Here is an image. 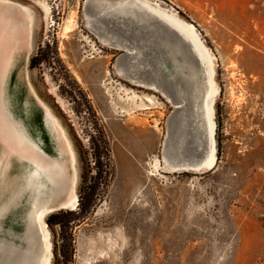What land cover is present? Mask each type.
<instances>
[{
    "label": "rangeland",
    "instance_id": "rangeland-1",
    "mask_svg": "<svg viewBox=\"0 0 264 264\" xmlns=\"http://www.w3.org/2000/svg\"><path fill=\"white\" fill-rule=\"evenodd\" d=\"M141 1L193 24L213 57L211 170L167 166L208 150L204 75ZM6 6L30 15L27 80L74 154L66 147L60 159L78 203L51 212L61 214L47 226L50 264H264V0H0L1 13ZM25 75L7 77L5 89L30 109L27 121L43 119ZM134 94L153 102L138 108ZM0 150V264H41V241L26 232L30 167Z\"/></svg>",
    "mask_w": 264,
    "mask_h": 264
},
{
    "label": "bare ground",
    "instance_id": "bare-ground-1",
    "mask_svg": "<svg viewBox=\"0 0 264 264\" xmlns=\"http://www.w3.org/2000/svg\"><path fill=\"white\" fill-rule=\"evenodd\" d=\"M141 4L147 11L163 21L188 43L191 47V51L201 66L204 75V90L200 97L199 111L208 143V150L204 156L194 162H181L177 164L167 163V166L172 170L181 169L183 171L193 172L211 170L216 164L214 102L219 91L214 82L213 57L199 38V34L193 24L185 22L173 12L165 11L145 2H142ZM1 12L0 142L10 155L15 156L18 160L24 162L27 167H30L25 178L24 188H29L34 192V195L32 196L30 207L27 210L28 221L26 223V232H28L30 238L39 237L42 245V251L39 256L40 263L50 264L51 242L45 219L51 212L58 208L74 209L78 203V197L75 193V178L72 177L71 180L69 179L68 186L65 185V168L63 160L60 159V156L64 154L66 147V150H68L70 154L71 162H74V154L57 118L51 113L48 106H46L37 96L30 83H28L29 90L43 109L46 123L50 130L54 131L56 139L59 141L57 155H50L39 144H37L6 108L4 84L12 67L13 60L16 56H22V60L17 59L15 62L28 60L30 52L28 46L30 15H28L26 11L24 12L11 6H6L5 11L3 13ZM136 84L154 91L158 90L153 84H145L139 81H137ZM166 98L171 101L168 96H166ZM182 103L183 101L174 103L173 105L175 108H178ZM73 168L75 170V167ZM44 182H47L50 185L48 196L45 195L46 185ZM64 191L67 192L66 199L56 203L57 198ZM11 200L14 201V199ZM7 206L8 205H5L2 208V211L8 208ZM35 246L33 245V247Z\"/></svg>",
    "mask_w": 264,
    "mask_h": 264
},
{
    "label": "crops",
    "instance_id": "crops-1",
    "mask_svg": "<svg viewBox=\"0 0 264 264\" xmlns=\"http://www.w3.org/2000/svg\"><path fill=\"white\" fill-rule=\"evenodd\" d=\"M26 66H27L26 61L14 62L12 64V67H11L7 77L16 78L21 71H25V74H26L25 76H26V81H27L26 89H27L28 93L31 94V96L34 98V96L30 92L29 87H28V83H30V82H29V80H27V72L26 71L28 68L26 69ZM7 77H6V79H7ZM5 83H6V81H5ZM4 99H5V103H6V108L12 114V116L16 119V121L19 123V125L25 130V132H27V134L30 137H32L34 139V141L37 144H39L44 150H46L50 155L56 156L57 154H52L51 152L53 149H56V153H57L59 142L57 141V145L55 147H53L51 145V142H50V134L51 133H50L49 127L46 123L45 113H44L43 109L40 107V105L38 104L39 107L41 108L42 112H43V116H44L43 119L42 118L40 119L38 117L36 119L32 118V121L29 122V121H27V117L25 114H27L28 113L27 111L30 109H27L26 107H24L22 104L23 102H19L18 100H15L12 96L11 97L8 96V93L5 89V84H4ZM35 121H36V123H35ZM37 124L40 125L41 130H38L39 127L37 128ZM43 128H44V130H43Z\"/></svg>",
    "mask_w": 264,
    "mask_h": 264
},
{
    "label": "flooded vegetation",
    "instance_id": "flooded-vegetation-1",
    "mask_svg": "<svg viewBox=\"0 0 264 264\" xmlns=\"http://www.w3.org/2000/svg\"><path fill=\"white\" fill-rule=\"evenodd\" d=\"M28 43H29V41H28ZM29 46V45H28ZM26 51H27V49H26ZM26 51H25V53H26ZM24 53V54H25ZM30 53H31V51L29 52V55H28V58H29V56H30ZM135 98H138L139 99V102H137V104H136V106L138 107V108H144V107H146L147 106V104H145L143 101L145 100V101H147V102H153V99H152V97H150V96H148V95H146V96H143V97H137L135 94L132 96V100H135ZM62 128V127H61ZM63 129V128H62Z\"/></svg>",
    "mask_w": 264,
    "mask_h": 264
},
{
    "label": "trees",
    "instance_id": "trees-1",
    "mask_svg": "<svg viewBox=\"0 0 264 264\" xmlns=\"http://www.w3.org/2000/svg\"><path fill=\"white\" fill-rule=\"evenodd\" d=\"M32 62V59L30 60V63ZM61 214L60 212H57V213H51L49 214L47 217H46V224L47 226H52L54 224H58L59 223V220L57 219L58 215ZM54 220H51L53 219ZM56 218V219H55Z\"/></svg>",
    "mask_w": 264,
    "mask_h": 264
},
{
    "label": "water",
    "instance_id": "water-1",
    "mask_svg": "<svg viewBox=\"0 0 264 264\" xmlns=\"http://www.w3.org/2000/svg\"><path fill=\"white\" fill-rule=\"evenodd\" d=\"M190 50H191V47L189 46ZM192 52V51H191ZM193 53V52H192Z\"/></svg>",
    "mask_w": 264,
    "mask_h": 264
}]
</instances>
